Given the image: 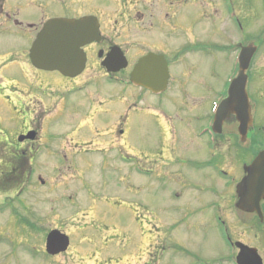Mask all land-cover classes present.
<instances>
[{"label":"flooded vegetation","instance_id":"flooded-vegetation-1","mask_svg":"<svg viewBox=\"0 0 264 264\" xmlns=\"http://www.w3.org/2000/svg\"><path fill=\"white\" fill-rule=\"evenodd\" d=\"M51 19L81 22L83 28L78 32L94 38L83 46L84 69L74 78L64 77L58 72H51L57 75L51 80L33 75L36 72H49L34 69L30 65L24 45L19 47L17 59L12 58L4 62L0 53V87L2 90L10 89L14 93V96H7L0 101V185L18 187L29 178L33 166L42 159L49 164L56 162L57 166L50 172L53 182L43 180L40 174L35 176L38 182L42 186L47 185L48 191L55 194L58 188L68 190L73 184L70 175H73L78 167L77 161L82 160L85 155L88 159L100 157L101 164L105 167V146L108 152L114 153L108 160L121 161L128 165V171L134 173L138 133L151 128L156 132L157 138L155 144L151 140L145 149L148 150L147 161L154 165L145 169V174L149 179L165 180V185L169 184V180L177 184V181L186 179V167L197 166L199 162L195 156L196 148L184 144L180 139L189 138L190 143H195L199 130L194 135L192 128L187 129L188 125L184 120L179 121L177 125L169 123L166 108L159 102L155 106L152 104L138 107V103L134 101L136 97L153 94L144 88L135 87L128 79L126 81L119 76L122 72H127L129 76L133 65L145 54H162L169 70L166 90L156 95L162 97L173 80L179 81L178 77H174L173 64H180L182 67L188 64L192 72L196 65H199L198 55L213 49L210 53V58L213 55V66L227 63L229 59L230 74L235 56L242 47H246L249 51L253 50L246 71L247 100L243 102V107L239 104L229 110L219 131L213 125V146L206 138L202 139L205 150L208 152L210 149L213 171L229 177L230 183H227L230 185L234 182L228 189L232 201L229 209L240 221V227L233 230L225 220H220L219 223L227 225L229 232L228 235L226 233V243L224 242L227 245L225 256L218 254L214 259L213 255L204 258L200 250L192 253L185 249L182 252L173 250L172 254L180 252L190 259L188 264H237L236 258L243 249L245 264H264V198L258 207L249 204V200H244L246 210H243L237 206L239 198L236 194L239 180L247 175L243 166L250 162L251 147H257L258 152L264 150V0H0V32L5 34L30 36L32 33L36 34L43 23ZM231 30H235L239 36L234 44L229 42ZM223 36H227V39H222ZM124 45H127L131 52L126 57L130 70L128 68L107 76L100 66L101 61L113 47H119L124 52ZM232 52L234 56L231 60ZM186 54H189V58L194 55L197 57L186 59ZM93 69H97L98 77L93 75ZM87 71H90L88 76ZM101 76L103 79L108 77L121 90L132 87L138 94L133 91L126 95L124 92V96L105 100L100 98V92L95 89V94H89L91 101L87 94L86 100L82 98L81 101H68L65 97L76 81L84 80L86 84ZM182 77L183 75L180 79ZM223 87L227 88L225 82ZM55 89L59 91L57 95L54 93ZM62 90L67 92H61ZM77 90L85 92L83 87H78ZM117 103L121 106L116 107ZM5 121L10 126H5ZM172 126L176 129H172ZM245 126L248 131L243 137L240 130ZM74 127L77 134H81L83 128L93 132V138L97 137V140H74ZM166 134L171 138L168 145L163 142V135ZM58 138L63 139L57 142ZM176 138L179 139L176 141ZM186 150H192V153L187 156ZM74 153L78 159H75ZM142 157L146 159L143 153ZM156 163L163 166L159 167ZM170 166L177 167V170L170 171L167 169ZM82 167L90 169L92 164L87 160ZM99 175V180L101 178L104 186L105 174L100 172ZM125 182H129L126 191L131 195L130 201L125 203L117 199L116 203L106 207L102 201L97 200L83 210L86 216L89 211L90 216L99 218L98 223L104 232L108 233L107 238L102 239L99 231H91L88 235L83 233L76 237L77 232L86 230L90 225L81 227L79 223L75 224L69 219L68 224L66 221H58L45 227L37 225L40 228L37 230L38 235L34 237L37 247L33 262L130 264L134 257H139L136 264H162L165 249H173V245L166 247L163 243L155 241L160 234L154 235L158 224L154 220V205L151 203L144 206L136 201L137 197L132 193L134 176L126 174ZM14 190H4L3 193H12ZM58 193L55 195L56 200L57 197H63L62 192ZM147 195L150 201L153 200L152 192ZM68 199L69 206L72 207L71 196H68ZM102 205L105 208H100ZM50 209L54 210V205ZM122 209H126L128 221L122 219ZM178 210L177 207L174 208V211ZM114 211L119 214L117 219H114ZM176 222L177 220L172 221L175 224ZM53 230H58L68 237V246L57 254L48 253L46 247L47 236ZM138 234L140 238L136 243ZM75 243L85 246L76 248ZM144 247L146 251L142 257L139 251ZM208 247L206 249L211 250L210 243ZM251 248L256 253L251 252ZM72 255H75L78 261H74ZM257 257L259 262H255ZM166 264H170L169 260Z\"/></svg>","mask_w":264,"mask_h":264},{"label":"rangeland","instance_id":"rangeland-1","mask_svg":"<svg viewBox=\"0 0 264 264\" xmlns=\"http://www.w3.org/2000/svg\"><path fill=\"white\" fill-rule=\"evenodd\" d=\"M31 39L32 35L20 36L19 34L0 32V53L3 55L1 60L5 62L11 56L17 59L20 51L19 47L24 45L26 50ZM222 39H227V36H223ZM238 39L239 36L236 35L235 30H231L229 42L234 44ZM8 40L9 42H7ZM123 49L125 55L131 53L127 45H124ZM211 52H213V49L205 50L198 55L199 65H196L195 70L192 72H190L188 64H184L183 67L180 64L178 66L173 64L175 70L174 77H178L179 81L175 82L173 80L163 97L148 94L136 97L137 99H134V101L138 103L137 106L142 107L152 104L155 106L159 102L163 108H166L165 113H168L169 123L177 125L179 121L184 120L187 122V129L192 128L195 135L201 127L206 125L208 118L211 116L212 102L220 97V92L224 88V82L226 83L228 79L226 75L230 71L231 63L229 59L227 63H219L213 66V61L211 63L213 55L210 58ZM8 55L9 57L7 58ZM195 56L190 58H194ZM233 56L234 52L231 54V60ZM185 57L186 59H190L189 54H186ZM93 70L95 72H93V75L98 77V73H96L97 69ZM89 72L87 71L86 76L90 74ZM36 73L33 75L50 80L55 79L57 76L55 73ZM30 75H32L31 71ZM127 75V72H122L120 77L127 80ZM182 75L183 77L180 79ZM104 81L108 80L107 78L103 79L101 76V79H95L90 81V83L84 84V80H82L77 84L85 86L90 94H95V89L98 88L100 90V98L105 100L110 99L114 95L124 96V92L127 93L126 95H129L135 91L133 89L121 90L120 87L110 85ZM2 89L0 87V101L7 96H14L12 90ZM58 92L57 89L54 90L55 95ZM69 96L74 97L77 101H81L79 99L82 98V95L78 96L71 93H69ZM83 99L86 100L85 98ZM115 106L120 107L121 105L117 103ZM5 126H10L7 121H5ZM172 129L176 128L172 126ZM75 131L74 127L73 133ZM86 133H88L87 136ZM93 136H95L93 132L83 128L81 134H77L76 132L72 138L74 140H94V138L97 140V137L93 138ZM163 137V142L168 145L171 138H168L167 134L163 135ZM63 138H58L57 142H60ZM156 138V132L153 128L144 129L138 133L137 150L135 153L137 163L135 162V168H133L134 173L128 171V165L123 162L108 160L114 153L108 152L107 146H105L106 152L104 153V168L100 157H90L88 159L85 155L82 160L77 161L79 165L74 174L70 175L71 182L73 183L72 186L68 190L66 188L57 189L56 194H59L58 191L63 194V197H57V200L55 199L56 194L49 192L47 185L42 186L35 178V176L40 174L43 180L46 179L45 181L53 182L51 179L53 175L50 172L57 166L56 162L49 164L40 159V163L35 164L33 170L30 171L31 175L29 178L18 187L0 185V264H35L33 261L37 245L33 238L38 235L37 230L40 227L38 228L37 225L45 227L53 223L56 224L58 221H66L68 224L67 220L69 219V221L73 220L75 224L79 223L78 225L81 227L85 224L90 225L86 230L77 232L75 234L76 237L81 236L83 233L88 235L91 231H99L102 239L107 238L108 233H105L100 227V223H98L99 218L90 216L89 211L86 216L83 214V210L87 209L89 204L96 203L97 200L102 201L106 207L116 203L117 199L125 203L130 201L131 195L126 191L129 183L125 182L126 174L135 178V182H132L134 188L132 193L136 195V201L144 206L151 203L154 205V220H156L155 223H158L157 228L154 229V235L160 234V237H157L155 241L163 243L166 247L173 245V249H165L166 254L163 255L162 264H166L168 260L170 264H188L190 259H187L180 253L183 249L192 253L200 250L204 258L213 255L214 259L218 254L225 256L227 251V245L225 244L226 233L228 235L229 232L226 227L227 225L222 224L223 222L219 223L220 220H225L228 225H231L233 230L237 229L238 226L240 227V221L236 219L237 217L229 209L232 201L228 189H230V186L234 182H231L230 185L228 181L229 177L213 171V158L210 155V149H208V152L205 150L203 141L200 138L195 143H190L189 138L180 139L184 144L196 148L195 156L199 162L197 166L186 167V179L180 182L177 181V184L169 180V184L166 185L164 184L165 180H158L157 178L149 179L147 174L143 173L142 175L140 171H143L145 168L149 169L151 165H154L151 161H147L148 150L145 147L150 144L151 140L155 144ZM106 139L108 138L106 137ZM178 139L176 138L175 140L177 141ZM192 150H186V155L188 156L189 153H192ZM258 150L257 147H251V159L253 158V153L258 152ZM142 153L146 156V159L142 157ZM93 158L95 159L93 160ZM75 159H78L76 154ZM87 160L92 164L90 169L82 167ZM155 165L159 167L163 166L157 163ZM167 169L172 171L177 170V167L170 166ZM100 172L105 174L106 183L104 186H102L101 178L99 180ZM179 183L180 186L178 187ZM12 189L15 190L12 193H8ZM4 190L8 192L3 193ZM148 192H152L154 195L151 201L147 195ZM241 194L243 197L244 193L242 191ZM254 194H256L255 191ZM68 196H71L72 207L69 206L70 201ZM52 198L55 200L50 201ZM52 205H54V210L50 209ZM104 205L100 206V208H105ZM176 207L179 209L178 211H174ZM115 213L116 217L114 219H117L119 214ZM121 215L123 216L122 219L129 220L126 209H122ZM100 218L103 219V217ZM173 220H177L176 224L172 223ZM172 225L174 226L170 227ZM139 238L140 234H138L136 243ZM120 240H122V237H120ZM75 241L77 242V240ZM208 243L211 245V250L206 249L209 248ZM74 246L80 248L85 246V244L75 243ZM177 249L180 252L173 255L172 251ZM111 250L113 251V248ZM145 251L146 248L144 247L143 250L139 251V254L144 257ZM72 258L74 261H78L75 255H72ZM138 261L139 257H134L130 261V264H136Z\"/></svg>","mask_w":264,"mask_h":264},{"label":"water","instance_id":"water-1","mask_svg":"<svg viewBox=\"0 0 264 264\" xmlns=\"http://www.w3.org/2000/svg\"><path fill=\"white\" fill-rule=\"evenodd\" d=\"M88 37L83 34H77L75 26L66 21L48 22L37 40L33 43L30 50L32 64L44 70H58L64 75H74L79 70V65L83 63V55L78 51V47L83 45ZM242 52L239 75L231 82L228 90V98L225 99L219 107L216 124H220L222 115L235 102H238L243 96L240 95V87L244 84V71L247 68L249 57L247 48ZM108 72H116L125 68L127 63L119 50H113L102 63ZM167 69L162 56L148 54L142 57L133 68L130 74V80L138 85H142L154 92H161L166 85ZM259 166L264 161V154L261 153L255 163ZM254 169V168H252ZM264 175V172H263ZM259 200V195L256 196ZM51 233L47 238V249L51 254L58 253L65 249L67 238L64 235ZM56 236V237H55Z\"/></svg>","mask_w":264,"mask_h":264}]
</instances>
